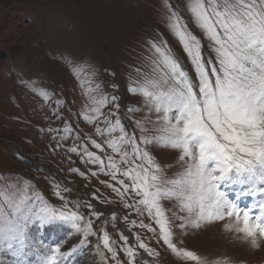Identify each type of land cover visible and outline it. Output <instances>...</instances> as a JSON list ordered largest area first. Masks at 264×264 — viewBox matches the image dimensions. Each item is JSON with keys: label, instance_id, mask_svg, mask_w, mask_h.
<instances>
[{"label": "rangeland", "instance_id": "374dc122", "mask_svg": "<svg viewBox=\"0 0 264 264\" xmlns=\"http://www.w3.org/2000/svg\"><path fill=\"white\" fill-rule=\"evenodd\" d=\"M169 3L187 23L189 31L201 40L202 54L206 58L213 55L188 11L190 0H169ZM163 16L162 0H0V176L13 180L18 177L21 184L28 182L34 186L30 192L34 190L63 210L64 201L55 195V186L59 185L68 209L81 213L85 221L90 220L95 233L85 239L83 232L78 233L63 222L45 227L35 222L28 229L27 243L36 247L23 257L27 264H39L44 259V250L57 246L67 254L62 264H116L100 243L104 231L108 232L110 243L115 241L113 247L122 264H126L127 257L121 235L128 237V246L135 248V237L139 235L154 249L152 256L138 249L135 264L141 261L194 264L176 256L162 240L158 243L147 227L141 228L143 222L158 232V226L146 213L138 216L133 208L124 207L135 201L129 195L122 199L112 187L106 186L119 187L110 176L91 175L99 166L85 163L87 157L82 152L87 147L88 151L102 155L90 142V138L102 140L95 133L97 124L88 123L79 115L86 110L85 106H97L85 94L90 86L94 89L91 96L97 100L117 98L118 109L109 103L101 111L105 114L115 111L129 133L140 137L136 121H141L147 129L145 136H163L156 131L158 125L149 122H155L157 114L149 112L142 92L129 91V87L139 89L145 77L152 76L151 60L155 56L146 41H166L183 68L195 75L187 54L166 27ZM40 90L51 94L48 104L37 94ZM56 100L62 105L59 110L64 121L50 118ZM99 126L104 127L102 123ZM74 146L77 152H69ZM144 147L166 176L174 178L181 171L180 150L155 143ZM105 151L112 154L106 147ZM116 161L119 163L118 157ZM247 187L225 181L220 190L239 207L248 209L261 197L242 195ZM77 202L80 207H76ZM161 206L169 217L177 210L168 201H162ZM93 210L100 215H90ZM258 211V207H253V214ZM224 224L225 221H213L200 228L186 229L174 226L173 242L178 248L200 256L202 264H264V240L254 247L243 233L226 230ZM15 259L8 253H0V264H13Z\"/></svg>", "mask_w": 264, "mask_h": 264}, {"label": "snow or ice", "instance_id": "6c2138e0", "mask_svg": "<svg viewBox=\"0 0 264 264\" xmlns=\"http://www.w3.org/2000/svg\"><path fill=\"white\" fill-rule=\"evenodd\" d=\"M162 8L166 27L182 45L195 75L183 68L166 41H146L155 56L151 60L152 76H146L139 89L129 87V91L142 92L149 112L157 114L156 121L149 122L157 124L156 131L163 136H145L147 129L141 121H136L140 137L129 133L115 111L107 114L101 111L109 103L118 109L117 98L97 100L91 96L94 89L90 86L85 94L97 106H85L86 110H81L79 115L84 121L97 124L95 133L102 140L97 142L90 138V142L102 155L88 151L87 147H83L82 152L87 157L85 163L99 166L91 175L110 176L119 187L106 186L112 187L122 199L131 196L135 202L124 207L133 208L138 216L146 213L158 226V232L151 224L143 222L141 228L147 227L157 242L162 240L176 256L202 264L200 256L178 248L173 242L174 226L200 228L213 221H225L226 230L243 233L254 247L264 240V0H190L188 11L213 54L207 58L202 54L201 40L189 31L169 0H162ZM37 94L45 104L51 101L49 92L40 90ZM61 107L56 100L51 119L65 120L59 110ZM100 123L104 127H100ZM65 130L71 131L70 128ZM154 143L180 150L181 171L174 178L166 176L155 165L144 147ZM105 147L112 154L106 152ZM68 151L75 153L77 147ZM225 181L248 185L242 195H259L261 199L256 205L243 209L220 190ZM55 188V195L64 201L63 210L52 206L34 190L30 192L34 186L28 182L21 184L18 177L13 180L0 176V253L15 257L13 264H27L23 257L36 247L27 243L28 229L35 222L41 227L63 222L76 232H83L85 239L95 234L92 222L85 221L78 211L69 210L59 185ZM162 201L171 202L177 209L170 217L162 208ZM76 207H80L79 202ZM87 207L92 209L91 204ZM253 207H258V214H253ZM90 215L98 217L100 213L93 210ZM99 239L111 259L122 264L113 247L115 241L110 243L108 232L104 231ZM121 239L126 264H135L138 249L149 256L155 254L139 235L135 237V248L128 246L127 236L121 235ZM43 255L39 264H62L67 254L57 246L45 249Z\"/></svg>", "mask_w": 264, "mask_h": 264}]
</instances>
